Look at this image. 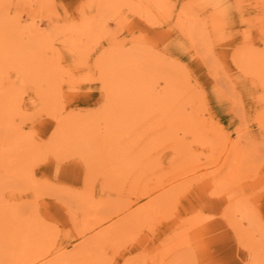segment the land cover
Returning a JSON list of instances; mask_svg holds the SVG:
<instances>
[{
  "label": "rangeland",
  "instance_id": "rangeland-1",
  "mask_svg": "<svg viewBox=\"0 0 264 264\" xmlns=\"http://www.w3.org/2000/svg\"><path fill=\"white\" fill-rule=\"evenodd\" d=\"M51 263L264 264V0H0V264Z\"/></svg>",
  "mask_w": 264,
  "mask_h": 264
},
{
  "label": "snow or ice",
  "instance_id": "snow-or-ice-1",
  "mask_svg": "<svg viewBox=\"0 0 264 264\" xmlns=\"http://www.w3.org/2000/svg\"><path fill=\"white\" fill-rule=\"evenodd\" d=\"M149 41L156 42L158 45L163 44L166 42L168 37L163 35H158L155 33L150 34L147 38ZM176 55H179V53H175ZM186 58V57H185ZM84 87H87V85H84ZM211 96V93H210ZM189 195L196 201L197 203L204 206V210L206 212H211L213 209L211 207L212 201L208 199V190L207 188H194ZM198 198V199H197Z\"/></svg>",
  "mask_w": 264,
  "mask_h": 264
},
{
  "label": "bare ground",
  "instance_id": "bare-ground-1",
  "mask_svg": "<svg viewBox=\"0 0 264 264\" xmlns=\"http://www.w3.org/2000/svg\"><path fill=\"white\" fill-rule=\"evenodd\" d=\"M75 119V118H74ZM73 119V120H74ZM64 121H65V119H64ZM68 122V121H67ZM71 124V123H70ZM75 129V128H74ZM73 132H71V134H72ZM65 134V133H64ZM73 135V134H72ZM64 136V135H63ZM68 137V136H67ZM59 144H60V142H59ZM62 145V144H61ZM21 167V166H20ZM11 214V213H10ZM140 214H138L137 215V217L139 216ZM11 217V216H10ZM139 218V217H138ZM29 228V227H28ZM117 229V228H116ZM26 231H27V229H26ZM13 232V231H12ZM16 233V232H15ZM27 245V244H26ZM26 247V246H25ZM30 248V247H29ZM25 250H28L27 248L25 249ZM34 250V249H33ZM35 251V250H34ZM14 252V251H13ZM12 252V253H13ZM25 252V251H24ZM28 252V251H27ZM36 253V252H35ZM25 255V254H24ZM43 255L44 254H38L36 257H35V259L34 260H36V259H38V260H40V259H43ZM155 258V257H154ZM2 259V258H1ZM53 263H55V262H53ZM52 264V263H51Z\"/></svg>",
  "mask_w": 264,
  "mask_h": 264
}]
</instances>
